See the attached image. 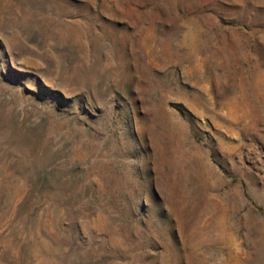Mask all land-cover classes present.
I'll list each match as a JSON object with an SVG mask.
<instances>
[{
	"label": "rangeland",
	"instance_id": "rangeland-1",
	"mask_svg": "<svg viewBox=\"0 0 264 264\" xmlns=\"http://www.w3.org/2000/svg\"><path fill=\"white\" fill-rule=\"evenodd\" d=\"M0 264H264V0H0Z\"/></svg>",
	"mask_w": 264,
	"mask_h": 264
}]
</instances>
